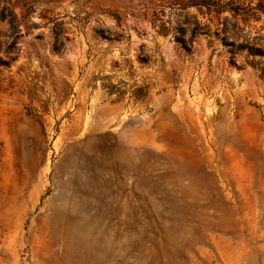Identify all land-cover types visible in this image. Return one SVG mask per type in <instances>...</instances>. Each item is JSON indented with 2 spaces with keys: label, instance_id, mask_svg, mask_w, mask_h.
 Returning <instances> with one entry per match:
<instances>
[{
  "label": "rangeland",
  "instance_id": "374dc122",
  "mask_svg": "<svg viewBox=\"0 0 264 264\" xmlns=\"http://www.w3.org/2000/svg\"><path fill=\"white\" fill-rule=\"evenodd\" d=\"M193 1L0 0V264H264V52Z\"/></svg>",
  "mask_w": 264,
  "mask_h": 264
},
{
  "label": "trees",
  "instance_id": "16d2710c",
  "mask_svg": "<svg viewBox=\"0 0 264 264\" xmlns=\"http://www.w3.org/2000/svg\"><path fill=\"white\" fill-rule=\"evenodd\" d=\"M193 5L197 6L201 12L202 8H206V13L208 15H215L218 17L217 34L224 32L222 39L231 45L234 50L247 48L251 54L263 53V47L255 46L253 42L245 40V42L237 43L235 40H229L227 36L230 33L240 32L242 29L239 25V19L241 18L245 24H248L252 19L259 20L262 15H264V0H258L257 4H253L252 0L247 2L246 0H194ZM186 3L184 4V8ZM229 11L231 16L225 17L223 20L220 18V14L224 11ZM5 19L4 11H0V20ZM213 19H210L212 22ZM210 22L207 24H202L196 17L195 25L193 28V34H198L202 31L209 32L211 31ZM10 23L13 29H16V26L13 23V18H10ZM260 40H263L262 37H257Z\"/></svg>",
  "mask_w": 264,
  "mask_h": 264
},
{
  "label": "bare ground",
  "instance_id": "6f19581e",
  "mask_svg": "<svg viewBox=\"0 0 264 264\" xmlns=\"http://www.w3.org/2000/svg\"><path fill=\"white\" fill-rule=\"evenodd\" d=\"M176 164V162L174 163ZM80 165H81V168L82 170H86L87 168V163L85 161H81L80 162ZM179 166V165H177ZM176 169V167H175ZM180 169V168H179ZM178 169V170H179ZM182 169V167H181ZM185 169V167H184ZM177 170V171H178ZM85 176L83 175H80L76 178V184L77 182L79 181V185H73V184H69L67 183L66 184V189L68 191H70V198L65 196V194L63 193H60V192H56L55 193V196H54V199L51 200V204L54 203V200L56 199V204L54 205V208L50 210V213H49V216L47 217L46 219V228H47V233H51V231L53 230L54 231H57V234L59 232V230L61 229V227H64L65 225H62L61 221H57L59 219H64V220H69V218L71 217L72 220L75 222L76 225H78V222L76 220V216L74 213H72V210L71 208H73V205H75L78 201H81L82 204L86 201V199L88 198V195L86 194L84 196V198L82 197L85 193H87V179H88V176H87V173L85 172L84 173ZM86 219V218H85ZM84 219V220H85ZM71 220V219H70ZM68 221L69 223L72 222V226H73V221ZM69 223L67 224V227L69 225ZM74 224V225H75ZM85 224L87 225L88 224V221L86 222L85 220ZM79 226V225H78ZM71 227V226H70ZM45 228V227H44ZM73 229V228H72ZM72 231V230H71ZM52 232V233H53ZM77 232V230H76ZM82 232V231H81ZM80 233V232H79ZM56 234V235H57ZM78 234V233H77ZM76 234V235H77ZM56 237V236H55ZM74 237H76L74 235ZM72 241V240H71ZM71 243V242H70ZM66 244V243H65ZM68 245V244H67ZM71 246V245H70ZM75 246V245H74ZM67 247V246H66ZM66 249V248H64ZM68 249V248H67ZM80 249V248H79ZM70 250V249H69ZM67 252V251H66ZM70 252V251H69ZM91 252V251H90ZM71 256V255H69ZM90 257V256H89ZM96 257V255L94 256ZM86 258V257H85ZM84 258V259H85ZM70 259V258H69ZM92 259V258H91ZM95 259V258H94ZM93 259V260H94ZM74 260V259H72ZM85 261V260H84ZM90 262V261H89ZM81 263V262H80ZM98 263V262H97ZM86 264H87V261H86ZM95 264V263H94Z\"/></svg>",
  "mask_w": 264,
  "mask_h": 264
}]
</instances>
